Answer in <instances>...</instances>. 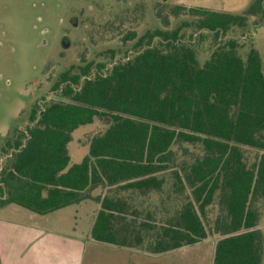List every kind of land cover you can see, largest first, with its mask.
Here are the masks:
<instances>
[{
    "label": "trees",
    "instance_id": "obj_1",
    "mask_svg": "<svg viewBox=\"0 0 264 264\" xmlns=\"http://www.w3.org/2000/svg\"><path fill=\"white\" fill-rule=\"evenodd\" d=\"M190 11L198 16L199 29L218 36L233 26L246 27L248 17L264 11V0L243 13ZM161 34L165 47H148L106 75L83 81L74 75L64 90L68 102L52 103L26 133L7 140L0 209L16 203L44 215L93 199L101 204L91 230L94 241L157 254L207 238V209L218 203L221 213L210 229L221 236L213 264H262L256 207L264 201L261 55L252 47L244 60L231 39L201 65L179 29L156 30L140 41ZM104 116L110 117L108 125L75 160L69 149L73 133ZM178 143L201 145L203 153L178 169L171 165ZM245 147L261 151L254 162ZM170 169L177 204L162 212L159 205L144 208L153 193L165 191L167 180L160 174ZM104 189L108 193H101Z\"/></svg>",
    "mask_w": 264,
    "mask_h": 264
},
{
    "label": "rangeland",
    "instance_id": "obj_2",
    "mask_svg": "<svg viewBox=\"0 0 264 264\" xmlns=\"http://www.w3.org/2000/svg\"><path fill=\"white\" fill-rule=\"evenodd\" d=\"M40 1L3 0L4 6L0 11V20L5 19L6 44V49L0 52V169L8 160L7 152L2 150L4 142L12 139L18 129L26 128V122L36 104L40 106L41 103H45L46 96L49 94L59 96L57 92H53V86L60 80L64 68H59L58 72L50 71L46 74L43 69L49 60L57 62L59 59V35L64 28L57 22V16L61 12L55 10L53 13H45ZM127 1L128 8L125 10L110 13L103 11L101 14L92 15L96 19L100 17L101 20L95 21L88 28L87 62L93 61L95 64L105 63L112 66L115 56L127 57L130 52H137L144 47H153L158 44V38L153 40L147 38L144 41L145 44L135 50L134 44L145 34H152L156 30L173 32L179 29V37L196 49L201 65L210 57L219 43L232 39L237 41L239 45L237 52L244 60L247 59L252 47L257 49L261 55L264 70V11L248 17L246 27L233 26L224 33L220 32L218 36L213 31L199 29L197 26L199 18L190 11L191 8L201 7L228 13H243L255 0H169L166 4L157 0L151 4L148 0ZM48 5L53 6L51 0H48ZM39 16H42L41 21L37 20ZM43 28L48 29L45 35L40 32ZM73 33L74 36L77 34V32ZM44 39L47 41L46 44H42ZM112 53L114 56L111 58ZM72 57L73 55L70 56ZM78 63L77 58L70 64ZM109 121L110 117L104 116L98 118L94 124L77 129L73 133L69 149L75 160L87 154L91 137L102 132ZM172 149L175 163L171 165H176L178 169L182 162L191 163L203 153L201 145L198 144L178 143ZM260 153L258 149L245 147L246 158L251 163ZM160 176H165L167 180L164 186L165 191L161 196L153 193V196L143 203V207H149L150 204L160 205L159 200L162 198L167 202L162 203V207L167 208L170 205L173 210L177 200L171 191L174 181L172 170L161 173ZM101 193H108V191L104 189ZM182 196L185 197V194ZM256 207L260 214L257 228L264 238V201L256 202ZM14 209L31 211L16 203L10 207V210ZM220 213L218 203H214L207 209L205 222L208 237L202 241L207 243L208 247L214 248V245L216 247V241L221 237L220 234L210 231ZM157 217L161 218L160 214H157ZM262 264H264V253Z\"/></svg>",
    "mask_w": 264,
    "mask_h": 264
},
{
    "label": "crops",
    "instance_id": "obj_3",
    "mask_svg": "<svg viewBox=\"0 0 264 264\" xmlns=\"http://www.w3.org/2000/svg\"><path fill=\"white\" fill-rule=\"evenodd\" d=\"M14 204L0 209L1 264H213L215 245L203 241L157 254L94 241L101 204L93 199L44 215L10 210Z\"/></svg>",
    "mask_w": 264,
    "mask_h": 264
},
{
    "label": "flooded vegetation",
    "instance_id": "obj_4",
    "mask_svg": "<svg viewBox=\"0 0 264 264\" xmlns=\"http://www.w3.org/2000/svg\"><path fill=\"white\" fill-rule=\"evenodd\" d=\"M53 6L50 7L48 5V0H41V8L44 10L45 13L48 12H61L60 15L57 16V22L61 24L62 28H64L62 34L60 33V50H59V59L57 62H51L50 60L45 64L44 67V74L51 72H58L60 71L59 68H64L60 75V80L53 86V92H57L59 96H52L51 94L47 95L46 102L41 103L40 106L36 104L31 111L28 121L26 122V128L18 129L15 135H18L22 132L26 133L29 127H32L37 121L39 120L38 117L40 116L42 111H45L47 107H49L52 103L55 102H68L69 98L64 95V90L68 84H72L73 80L72 77L74 75H79L81 80L83 81L86 78H92L99 74L106 75L115 64L119 62H125L132 59L136 54L140 53L142 50L137 52H130L127 57L115 56L114 57V64H105V63H96L93 61L87 62L86 60V53H87V35H88V28L98 21L100 17L97 19L92 15L101 14L103 11H107L108 13L112 11H121L128 8V1L127 0H51ZM149 4H151L154 0H148ZM158 2H162V4H166L169 0H157ZM3 0H0V11H2ZM163 6V5H162ZM161 6V7H162ZM65 8V9H63ZM106 17V15H104ZM38 21L42 20V16L37 18ZM101 20V19H100ZM5 19L1 18L0 20V52L6 49L5 44V35H4V28H5ZM48 31L47 28H43L40 30L42 35H45ZM73 32H77L75 36ZM165 34V32H163ZM159 39L158 44L162 47H165L166 39L164 36L155 37ZM141 38L137 40L134 44L135 50L140 49L145 41V39L141 42ZM182 40V38H181ZM47 41L44 39L42 44H46ZM148 48V47H147ZM73 52V54H70ZM134 54V55H133ZM73 55L72 58L70 56ZM113 53L111 58L113 57ZM79 59V65H72L70 64L72 61ZM64 62V63H62ZM68 66V67H67ZM78 66V67H77ZM90 70L89 74L86 71ZM111 68V69H110ZM52 69V70H51ZM110 69V70H109ZM56 93V94H57ZM67 99V100H65ZM36 111L37 118L32 119V116ZM14 135V136H15ZM13 138V137H12ZM7 142V140H6ZM4 146L5 147V143ZM3 150V149H2ZM8 157V155H7ZM3 158V157H2Z\"/></svg>",
    "mask_w": 264,
    "mask_h": 264
}]
</instances>
